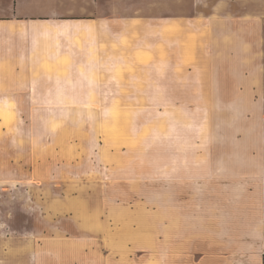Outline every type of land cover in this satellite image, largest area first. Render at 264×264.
Returning <instances> with one entry per match:
<instances>
[{
  "label": "rangeland",
  "instance_id": "1",
  "mask_svg": "<svg viewBox=\"0 0 264 264\" xmlns=\"http://www.w3.org/2000/svg\"><path fill=\"white\" fill-rule=\"evenodd\" d=\"M0 0V264H264V0Z\"/></svg>",
  "mask_w": 264,
  "mask_h": 264
},
{
  "label": "crops",
  "instance_id": "2",
  "mask_svg": "<svg viewBox=\"0 0 264 264\" xmlns=\"http://www.w3.org/2000/svg\"><path fill=\"white\" fill-rule=\"evenodd\" d=\"M19 1H20V0H16V1H15V11H16V13H18ZM262 233H264V229H263V232H262ZM261 257H262V259H264V245H263V249H262Z\"/></svg>",
  "mask_w": 264,
  "mask_h": 264
}]
</instances>
